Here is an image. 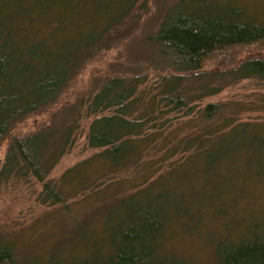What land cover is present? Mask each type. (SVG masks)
Listing matches in <instances>:
<instances>
[{"label": "trees", "instance_id": "16d2710c", "mask_svg": "<svg viewBox=\"0 0 264 264\" xmlns=\"http://www.w3.org/2000/svg\"><path fill=\"white\" fill-rule=\"evenodd\" d=\"M249 47L237 66H207ZM116 48L123 61L61 104L86 64ZM245 80L264 87V0H0V147L58 106L37 132L10 137L0 185L35 179L39 202L72 222L44 256L0 236V264H198L169 251L177 230L206 239L213 264H264V121L199 108ZM89 118L99 152L49 179ZM181 118L193 130L171 139ZM89 189L106 204L88 223L70 199Z\"/></svg>", "mask_w": 264, "mask_h": 264}, {"label": "rangeland", "instance_id": "374dc122", "mask_svg": "<svg viewBox=\"0 0 264 264\" xmlns=\"http://www.w3.org/2000/svg\"><path fill=\"white\" fill-rule=\"evenodd\" d=\"M249 1L259 5L263 2V0ZM254 50L253 47H249V49L238 48V50L231 51L226 55L215 56L207 66L209 68L220 66L223 69L237 66L244 59L253 56ZM124 55L123 48H116L102 52L95 57L76 76L65 94L61 97V104L73 103L76 100L82 99L85 94H89L91 85L97 79H103L110 68L122 62ZM263 100L264 87H260L254 80H245L239 82L237 85L227 87V89L215 96L204 99L203 102L199 103V108H203L209 103H222L229 107L241 108L238 112L240 122L264 121ZM52 110L28 117L17 127L11 136L18 135L21 137L37 132L46 125ZM194 119L196 118L194 117ZM91 121L92 119L90 118L82 121V129L72 151L61 159L60 163L52 170L49 179L59 180L64 171L79 162L87 160V158L93 157L99 152L89 148L87 144L86 134ZM173 121L172 124L175 126L169 132L171 139L175 137L180 139L193 130L191 128V121L188 118ZM172 130L173 133H171ZM10 137L0 147V169L3 165L2 162ZM168 163L170 162H166L165 165L168 166ZM124 177L125 174L116 175L115 179H122ZM109 182L110 180H107L105 184L108 185L110 184ZM97 183H100V181ZM42 188L43 186L33 178L27 183L20 179H10L5 184L0 185V236L12 241L18 253L22 255L32 256L34 254L44 256L47 250H49L50 244H55V242L66 238V230L71 229L70 225L72 222L61 213L62 209L60 206H45L39 202L37 197ZM91 190L89 189L88 192L79 191L77 195H73L70 199L71 203L76 204L75 209L86 210V213L81 212L83 215L81 218L84 222L88 223L90 222L92 213L98 210L102 204H106L105 201H102V198H91L89 196L92 192ZM124 193L127 192H122L119 197L125 196ZM259 201L261 205L264 202L260 198ZM168 240V249L174 254L177 253L181 256L192 258L198 264H213V253L209 250L206 239H200V237L195 235L194 237L193 235H184L177 230ZM67 251L63 255L64 258H67ZM80 251L81 249L78 253Z\"/></svg>", "mask_w": 264, "mask_h": 264}]
</instances>
